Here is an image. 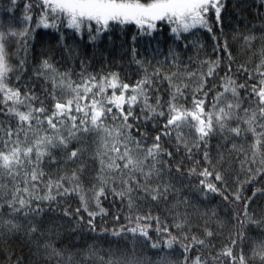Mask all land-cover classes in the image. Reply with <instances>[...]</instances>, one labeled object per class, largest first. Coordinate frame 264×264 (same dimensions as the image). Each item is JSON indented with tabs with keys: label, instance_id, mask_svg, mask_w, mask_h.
Instances as JSON below:
<instances>
[{
	"label": "snow or ice",
	"instance_id": "1",
	"mask_svg": "<svg viewBox=\"0 0 264 264\" xmlns=\"http://www.w3.org/2000/svg\"><path fill=\"white\" fill-rule=\"evenodd\" d=\"M0 10V264H264V0Z\"/></svg>",
	"mask_w": 264,
	"mask_h": 264
},
{
	"label": "trees",
	"instance_id": "2",
	"mask_svg": "<svg viewBox=\"0 0 264 264\" xmlns=\"http://www.w3.org/2000/svg\"><path fill=\"white\" fill-rule=\"evenodd\" d=\"M6 2H7V0H0V4L6 3ZM238 2H241V0H229L230 5H232L233 3H238ZM248 2L250 4L251 0H248ZM6 15H8V14L5 13L4 11L0 10V18L5 17ZM234 24H235V20L230 18L225 23L226 30L233 27ZM45 31H50V30H40V33H43ZM40 33L37 34L36 40L30 46V55L32 54V52L38 53L41 50V48L43 46H46L47 44H54L55 43L54 39L52 38V36H54L55 34H52L51 36H44V35H41ZM134 35H136L135 26H130V28L123 34L120 32H116L112 36L111 42L108 40L104 41V55L109 56V58L117 59L118 63H124V61L119 60V57L121 55V48L126 49L131 44L132 36H134ZM157 39L160 40L161 44H165L167 42H170V41H167L166 36L165 37H157ZM149 40H150V38H148V37H141V36L137 37V42L139 43L141 50H144L149 46ZM151 46L155 47V41L152 42ZM89 55H91V51H89ZM130 71L134 72V68L130 69ZM109 239H112V238L109 237ZM123 243L124 242H121V244H123ZM127 243L130 244L131 242H127ZM137 250L139 251V245H137Z\"/></svg>",
	"mask_w": 264,
	"mask_h": 264
}]
</instances>
